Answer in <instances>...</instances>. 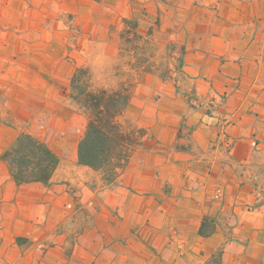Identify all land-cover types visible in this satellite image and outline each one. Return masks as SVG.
<instances>
[{"label": "crops", "instance_id": "obj_1", "mask_svg": "<svg viewBox=\"0 0 264 264\" xmlns=\"http://www.w3.org/2000/svg\"><path fill=\"white\" fill-rule=\"evenodd\" d=\"M115 9L140 36L152 28L161 52L181 48V90L142 77L120 120L145 130L147 146L106 184L78 162L86 117L66 92L39 81L28 93L0 57V264H214L218 252L221 264H264V0ZM21 134L58 157L49 184L11 177L2 155Z\"/></svg>", "mask_w": 264, "mask_h": 264}, {"label": "rangeland", "instance_id": "obj_2", "mask_svg": "<svg viewBox=\"0 0 264 264\" xmlns=\"http://www.w3.org/2000/svg\"><path fill=\"white\" fill-rule=\"evenodd\" d=\"M123 20H118L115 0H0V57L6 58L10 78H20L28 93L42 91L39 81L49 84L52 94L65 93L70 68L80 66L91 71L96 87L111 89L127 81L134 94L142 77L151 74L174 83L180 92L181 48L170 43L161 52L150 37L152 28L129 40L130 27ZM129 20L137 23L138 32V21ZM183 96L196 107L193 93Z\"/></svg>", "mask_w": 264, "mask_h": 264}, {"label": "trees", "instance_id": "obj_3", "mask_svg": "<svg viewBox=\"0 0 264 264\" xmlns=\"http://www.w3.org/2000/svg\"><path fill=\"white\" fill-rule=\"evenodd\" d=\"M123 23L130 27L126 32L129 40L140 37L134 20L124 19ZM65 92L86 117L77 150L79 164L99 172L106 184L115 183L136 150L144 147L145 130L128 128L120 122L132 98L133 83L121 82L111 89L96 87L91 71L80 66L74 70ZM2 160L18 185L49 184L59 164L58 157L46 144L30 134L18 136ZM199 233L208 235L204 223ZM220 255L216 254L214 264H221Z\"/></svg>", "mask_w": 264, "mask_h": 264}]
</instances>
